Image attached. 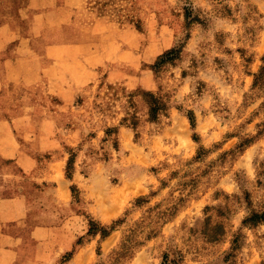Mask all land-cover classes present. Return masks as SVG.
Here are the masks:
<instances>
[{"label": "rangeland", "instance_id": "obj_1", "mask_svg": "<svg viewBox=\"0 0 264 264\" xmlns=\"http://www.w3.org/2000/svg\"><path fill=\"white\" fill-rule=\"evenodd\" d=\"M0 24L17 37L0 82L15 132L0 225L16 252L0 233V264H160L166 250L186 264L264 263V223L242 224L264 209V0H0ZM149 92L166 103L156 120ZM20 194L25 206L5 199ZM90 217L123 221L102 238L87 234Z\"/></svg>", "mask_w": 264, "mask_h": 264}, {"label": "trees", "instance_id": "obj_2", "mask_svg": "<svg viewBox=\"0 0 264 264\" xmlns=\"http://www.w3.org/2000/svg\"><path fill=\"white\" fill-rule=\"evenodd\" d=\"M191 16V12L189 10L186 11V17L188 19V22H190L189 18ZM182 50V44L178 45V46H174L171 47L169 49H167L166 51H164L163 53H161L157 60L154 63V66H160L162 64H164L165 62L168 61H173L175 58H177L180 54ZM263 61H264V55L262 57ZM264 79V63L261 65L260 69L258 72L254 73V85L258 84L261 80ZM151 97V104H150V117L152 120H156L158 118L159 112L161 109H164L166 107V103L165 102H161L159 100V98L157 96H155L152 92L148 93ZM187 115L191 121V125L193 128H195L196 125V116L195 113L192 110H189L187 112ZM134 127L135 122L133 123ZM260 125L263 126V129H260L259 133H261L264 130V122L261 123ZM110 130H112V128H108L106 131L109 132ZM194 139L195 140H199V135L198 133H194ZM253 141L252 137H246V139L242 140L239 144V147L242 149L244 148L246 145L250 144ZM203 150H207L205 149V147H203L202 145L200 146V150L198 152V155L196 157H200ZM74 156L71 155L68 159L67 162V167H66V176L69 179L73 178V163H74ZM71 190H72V194L74 197L77 198L78 196V192H79V188L77 187L76 184L72 183L71 184ZM142 200H146V197H141L138 199L139 202H141ZM123 219H116L113 221V223H111L110 226H107L105 224H102L100 221L94 219L93 217L89 218V226L87 229V234L89 235H97L98 233L101 235L102 238H105L107 235L110 234V232L115 229L116 225L120 222H122ZM261 223H264V209H253L250 211V213L242 220V224L245 226H257ZM242 231L241 229L236 232V234L234 235L233 239H232V248L235 249L237 248L240 244H239V237L242 235ZM83 243V237L80 236L77 241H76V246L81 245ZM76 250V247H73L71 250L67 251L64 256L62 257V262L68 261L74 254ZM160 264H186L184 261V257L182 255V253H180L179 251L176 250H166L163 254V259L161 261ZM264 264V263H262Z\"/></svg>", "mask_w": 264, "mask_h": 264}, {"label": "crops", "instance_id": "obj_3", "mask_svg": "<svg viewBox=\"0 0 264 264\" xmlns=\"http://www.w3.org/2000/svg\"><path fill=\"white\" fill-rule=\"evenodd\" d=\"M3 24H0V32H2L5 37L7 38V34L3 31L4 29H6V27H2ZM6 26V24H5ZM10 26V25H9ZM13 36V39H8L7 38V44L5 46V48L3 50H0V82H2L3 80H5V74H3L1 72L2 69L6 68L7 69H11L12 73H14V63H15V58H16V54L15 53H8L6 50L8 47V44L10 42H12L13 40H16V36L12 35ZM18 46L21 45L20 44H17ZM22 47H25L27 45H24L22 44L21 45ZM20 46V47H21ZM30 48V46H28ZM17 50V47H14L12 48V52L16 51ZM5 62V63H4ZM11 86V85H10ZM10 88V87H9ZM3 125L6 127V131H3V134H0V156H9V157H13L14 154H11V153H8L10 149L13 148V144L11 143V137L13 136V133L14 132V129L12 127V123L9 121L8 117H5L4 115H0V125ZM8 128V129H7ZM9 142V146H7ZM15 151H18L20 152V147H18V149H16ZM14 151V152H15ZM23 155V156H22ZM19 154V158L17 157L16 159L18 160V162L21 164V165H24L25 163V158L27 157L24 153ZM26 156V157H25ZM21 158V160H20ZM27 160L28 157L26 158ZM61 181V180H60ZM24 192V191H23ZM18 197H22L23 200H24V206L27 204V196L25 194H20V195H15V196H11V197H7L5 199L7 200H13V199H16ZM44 229H50L49 227L47 226H36L33 230H32V234L34 235V232H40L41 230H44ZM0 233H1V239L4 240V242H6L5 244H8L9 245V248L12 249L14 252H16V248H15V243H16V238L13 237V236H10V237H4L5 234L1 231V225H0ZM4 235V236H3ZM35 236V235H34ZM7 239V240H6ZM17 258V257H15Z\"/></svg>", "mask_w": 264, "mask_h": 264}]
</instances>
